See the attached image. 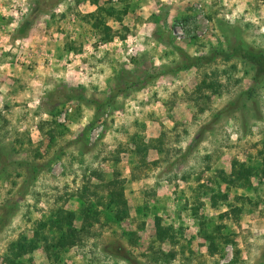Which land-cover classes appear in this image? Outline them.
Instances as JSON below:
<instances>
[{
  "label": "rangeland",
  "instance_id": "rangeland-1",
  "mask_svg": "<svg viewBox=\"0 0 264 264\" xmlns=\"http://www.w3.org/2000/svg\"><path fill=\"white\" fill-rule=\"evenodd\" d=\"M49 1L0 0V264L86 207L57 264H264V0Z\"/></svg>",
  "mask_w": 264,
  "mask_h": 264
},
{
  "label": "trees",
  "instance_id": "trees-1",
  "mask_svg": "<svg viewBox=\"0 0 264 264\" xmlns=\"http://www.w3.org/2000/svg\"><path fill=\"white\" fill-rule=\"evenodd\" d=\"M94 1V0H92ZM32 4L29 6V13L36 12L41 6L50 4L49 0H32ZM105 14L114 13L111 7H106ZM94 14V13H89ZM29 23V16L25 18L23 23L17 28L19 33L25 32V26ZM240 50V51H239ZM239 51V55L242 58L252 60L255 57L261 56L260 53H255L248 48H243L240 45H235L229 48V54L234 55V52ZM229 56V55H228ZM201 58V57H199ZM205 58V57H203ZM264 62V57L262 58ZM249 93L251 89H248ZM79 98L82 96L79 95ZM264 163V157L262 158ZM248 169L236 170L231 174L227 183L236 184L244 175L248 174ZM115 180L108 181L106 186L109 187L106 199V207L112 213V219L121 220L126 215V202L122 196V189ZM212 204L214 203V196H212ZM81 208V207H80ZM233 208V207H232ZM236 209H232L235 212ZM81 215L82 224L79 228L73 225L74 213L72 211L58 209L52 213L45 221L41 222V229L35 231V239H27L25 236H20L15 240L16 257H20L23 254L29 253L32 249L37 247L35 242L41 245V249L44 252L46 258L52 263L57 264L59 256L62 250L65 248L66 240L71 237L79 235V231L82 230L91 218L97 215L96 209L91 207L82 208L79 210ZM1 221V220H0ZM46 226V228H44ZM206 238H212V235H206Z\"/></svg>",
  "mask_w": 264,
  "mask_h": 264
}]
</instances>
